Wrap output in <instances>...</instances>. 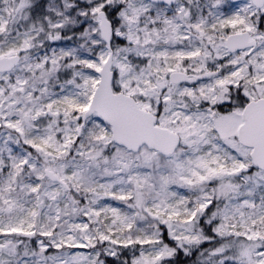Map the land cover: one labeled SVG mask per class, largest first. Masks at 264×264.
Listing matches in <instances>:
<instances>
[{"label": "snow or ice", "instance_id": "obj_1", "mask_svg": "<svg viewBox=\"0 0 264 264\" xmlns=\"http://www.w3.org/2000/svg\"><path fill=\"white\" fill-rule=\"evenodd\" d=\"M0 264H264V0H0Z\"/></svg>", "mask_w": 264, "mask_h": 264}]
</instances>
